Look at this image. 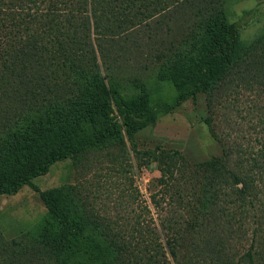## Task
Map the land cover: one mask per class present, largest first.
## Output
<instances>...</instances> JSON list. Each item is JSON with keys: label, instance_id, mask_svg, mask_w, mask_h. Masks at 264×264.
<instances>
[{"label": "trees", "instance_id": "16d2710c", "mask_svg": "<svg viewBox=\"0 0 264 264\" xmlns=\"http://www.w3.org/2000/svg\"><path fill=\"white\" fill-rule=\"evenodd\" d=\"M188 4L185 31L170 27L171 38L155 45L156 58L167 53L156 78L175 89V104L204 94V120L221 154L190 161L159 145L142 152L160 169L167 211L153 199L160 227L134 246L65 188L44 190L36 237L0 234V264H264V48L234 35L224 0H0V194L91 145L124 143V134L139 150L135 134L157 112L152 92L122 89L105 46ZM241 90L254 96L244 107L235 102ZM233 112L259 127L253 140L233 131Z\"/></svg>", "mask_w": 264, "mask_h": 264}, {"label": "rangeland", "instance_id": "374dc122", "mask_svg": "<svg viewBox=\"0 0 264 264\" xmlns=\"http://www.w3.org/2000/svg\"><path fill=\"white\" fill-rule=\"evenodd\" d=\"M224 8L234 35L250 47L264 48V0H224ZM192 17V6L181 5L166 15L157 13L147 19L148 22L143 21L128 29L130 35L118 38L111 46L107 42L105 47L113 51L108 54L109 63L119 73L113 78L118 80L122 89L129 93L141 92L145 86L151 90V105L157 111L154 123L135 134L137 151L131 147L121 128L124 143L91 145L75 155L55 161L44 174L32 178L16 192L0 194V234L3 241L34 240L41 218L47 211L40 193L59 187L65 188L101 224L112 226L120 237L133 239L131 246L136 245L134 241L143 244L144 237L152 238L155 226L156 229L160 227V213L154 208L153 199H159L164 206L161 213L165 214L166 194L157 163L149 162L142 152L159 145L163 149L180 151L190 161L206 160L222 152L204 120L207 112L204 94L198 92L175 104V89L156 78L167 53L162 51L163 57L156 58L155 45L159 47L171 38L170 27H175V32L185 31ZM96 54L101 75H104L108 69L101 65L100 56ZM119 82L127 85L128 89ZM253 98L251 92L241 90L235 102L244 107ZM259 103L264 105V96ZM112 108L114 120L121 125L117 108ZM239 114L230 113L233 115V131L239 134L241 129L242 136L253 140L259 127L252 130L243 123ZM234 135L232 132L231 137ZM129 248L136 251L142 247ZM113 261L116 263L117 259L113 258ZM47 264L54 263L47 261Z\"/></svg>", "mask_w": 264, "mask_h": 264}]
</instances>
